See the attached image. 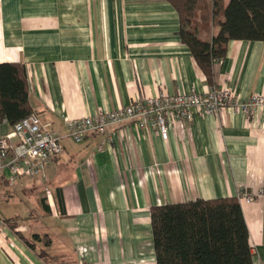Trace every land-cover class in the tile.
<instances>
[{
  "label": "crops",
  "instance_id": "obj_1",
  "mask_svg": "<svg viewBox=\"0 0 264 264\" xmlns=\"http://www.w3.org/2000/svg\"><path fill=\"white\" fill-rule=\"evenodd\" d=\"M178 29L167 0H0V62L25 65L33 113L65 134L66 117L158 92H204L210 83ZM212 73L242 98L264 93V41L229 40ZM10 128L1 122L0 135ZM62 143L43 175L10 184L2 171L0 185L13 186L4 200L26 189L32 204L0 217H13L26 236L47 234L48 243L28 246L3 223L0 264H156L152 205L225 196L238 198L253 264H264V196H238L264 186V107L200 113L176 122L166 140L125 121ZM30 219L37 224L21 222Z\"/></svg>",
  "mask_w": 264,
  "mask_h": 264
},
{
  "label": "trees",
  "instance_id": "obj_2",
  "mask_svg": "<svg viewBox=\"0 0 264 264\" xmlns=\"http://www.w3.org/2000/svg\"><path fill=\"white\" fill-rule=\"evenodd\" d=\"M167 1L178 13L179 37L209 85L215 84L212 64L225 56L229 40L264 41V0ZM215 25L217 31L202 38ZM31 113L25 65L0 62V123L12 127ZM0 219L26 245L32 247L39 240L48 243L47 234L27 237L14 230L13 217ZM150 219L156 264H253L248 229L236 196L155 204L150 207Z\"/></svg>",
  "mask_w": 264,
  "mask_h": 264
},
{
  "label": "built area",
  "instance_id": "obj_3",
  "mask_svg": "<svg viewBox=\"0 0 264 264\" xmlns=\"http://www.w3.org/2000/svg\"><path fill=\"white\" fill-rule=\"evenodd\" d=\"M226 106L250 114L264 107V93L255 92L242 98L231 86L216 83L209 85L204 92H158L121 108L81 118L66 117L65 134L43 128L39 117L31 113L0 135V175L6 169V180L10 184L20 176L43 175L46 163L62 153L63 137L81 141L86 135L105 133L112 125L131 121L140 128H154L166 140L170 127L176 122L191 120L203 112H218ZM255 195L264 196V186L256 194L242 190L238 192V196L247 201L252 200ZM1 224L3 222L0 219Z\"/></svg>",
  "mask_w": 264,
  "mask_h": 264
},
{
  "label": "rangeland",
  "instance_id": "obj_4",
  "mask_svg": "<svg viewBox=\"0 0 264 264\" xmlns=\"http://www.w3.org/2000/svg\"><path fill=\"white\" fill-rule=\"evenodd\" d=\"M227 1L228 0H225V2ZM12 190H13V186L0 185V216H11L16 213L21 214V212L23 211L22 210L23 206H25V204L27 205L32 204V201L30 199L32 194H29V191L26 189L23 190L22 192L13 193L11 195L12 199H8V201L4 200L5 195H7ZM12 200L14 201V203L12 202ZM21 222L25 225H27L28 223H31V224L35 223V225L37 224V222L33 221V219H30L29 221L21 220ZM24 233L27 234V237L31 236L29 234L30 233L29 229L27 231H24ZM41 236H43V234Z\"/></svg>",
  "mask_w": 264,
  "mask_h": 264
}]
</instances>
